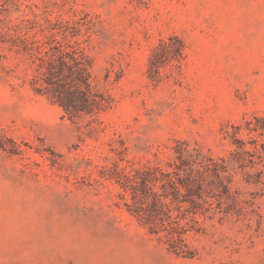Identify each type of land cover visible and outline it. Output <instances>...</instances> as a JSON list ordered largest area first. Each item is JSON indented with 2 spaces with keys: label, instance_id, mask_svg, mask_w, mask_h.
I'll return each mask as SVG.
<instances>
[{
  "label": "rangeland",
  "instance_id": "1",
  "mask_svg": "<svg viewBox=\"0 0 264 264\" xmlns=\"http://www.w3.org/2000/svg\"><path fill=\"white\" fill-rule=\"evenodd\" d=\"M177 150L225 166L230 199L172 202ZM0 264H264V0H0Z\"/></svg>",
  "mask_w": 264,
  "mask_h": 264
},
{
  "label": "trees",
  "instance_id": "2",
  "mask_svg": "<svg viewBox=\"0 0 264 264\" xmlns=\"http://www.w3.org/2000/svg\"><path fill=\"white\" fill-rule=\"evenodd\" d=\"M183 48L182 41L176 36L170 37L168 43L162 42L152 55L149 62V70L155 74H159L160 67L167 59H176L182 56ZM73 60L75 62L74 66L77 67L75 70V72H77L76 79L80 82V62H77L76 59ZM74 91L81 92L80 89L76 87L74 89L69 88L66 91V94L63 92H57L56 94V102H58L66 112L74 107L71 97V95L74 94ZM82 100L88 101V97H83L82 95ZM101 101L102 98L100 94L97 92H91L89 111L98 109L101 106ZM224 171L225 166L214 161L210 156H202L200 153H196L192 156L186 154L183 150H177L174 170L165 175L166 179H163V185L168 186L171 189L170 195L172 197V202H178L179 198L182 197L183 199L181 202H186L191 205L192 210L190 209V213L193 215L205 214L210 212L213 208V203L210 201L212 198L217 200V205L219 206L222 204L224 196H227L226 198L230 199L228 187L222 182ZM153 178L154 180L149 179L148 177L141 179L140 185L143 188V196L139 197V203L141 205L147 206L150 202V206L155 209L153 211L149 210L148 212L144 211V209L141 210L144 212L145 219L151 221L152 225L155 220V218H153L155 214L153 213H155L156 210H161L162 206H164L161 195L152 189V182L158 181V178ZM135 183L130 186L133 200L138 197ZM181 189L184 190V193H182ZM167 198L168 195H165L164 199ZM149 199L151 201H149ZM135 213L139 215L138 210H136ZM183 233L184 232H178L176 235L174 234L175 237L173 236L171 240V248L176 253L185 247L184 238L182 237Z\"/></svg>",
  "mask_w": 264,
  "mask_h": 264
}]
</instances>
